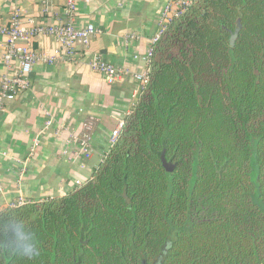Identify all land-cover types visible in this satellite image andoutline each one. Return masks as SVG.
<instances>
[{
	"label": "trees",
	"instance_id": "trees-1",
	"mask_svg": "<svg viewBox=\"0 0 264 264\" xmlns=\"http://www.w3.org/2000/svg\"><path fill=\"white\" fill-rule=\"evenodd\" d=\"M0 264H264V0L174 21L91 179L0 212Z\"/></svg>",
	"mask_w": 264,
	"mask_h": 264
},
{
	"label": "crops",
	"instance_id": "crops-1",
	"mask_svg": "<svg viewBox=\"0 0 264 264\" xmlns=\"http://www.w3.org/2000/svg\"><path fill=\"white\" fill-rule=\"evenodd\" d=\"M164 1L75 0L74 15L69 16L61 0H0V25H6L18 9L24 27L30 21L45 27L72 21L76 28L91 24L99 31L88 47L76 46L74 57L53 36L40 35L31 42L36 54L56 60L51 65L36 63L29 75V89L6 103L0 113V212L19 198L33 203L63 197L77 183L91 179L111 149V132L132 109L136 83L129 77L110 85L90 70L89 61L98 56L131 74L142 73L145 65L135 58L146 52L157 32ZM5 47L2 36L0 74L13 75L18 64L7 71ZM47 116L53 124L42 132ZM60 126L64 131L55 135ZM86 136L91 143L88 159L77 143ZM35 140L38 145L33 147Z\"/></svg>",
	"mask_w": 264,
	"mask_h": 264
},
{
	"label": "built area",
	"instance_id": "built-area-1",
	"mask_svg": "<svg viewBox=\"0 0 264 264\" xmlns=\"http://www.w3.org/2000/svg\"><path fill=\"white\" fill-rule=\"evenodd\" d=\"M66 7L67 14L73 16L75 12V0H61ZM197 0H165L158 15L157 32L150 39L149 47L146 52L136 57L139 62L145 65V69L140 74H131L127 69L116 68L111 64L103 62L98 56H92L89 61L91 71L101 75L108 84H118L131 77L136 83L133 92V101L131 108L133 109L139 96L146 88L149 81L150 62L154 46L159 42L161 37L167 31L169 26L179 19ZM28 27L21 24V12L15 9L6 25H0V37L6 38L5 53L3 55V63L8 72H12L14 63L18 64V69L13 75L0 74V113L6 103L13 101L19 94L26 92L30 87L29 75L36 63L51 65L55 62V56L38 55L30 47L31 42L40 35L53 36L59 46L70 57H74L75 48L80 45L84 48L92 42L99 34V31L91 24L82 28H76L74 22L69 21L67 24L45 27L30 21ZM131 109V111H132ZM130 111V112H131ZM130 114V113H129ZM53 119L47 116L42 132L51 128ZM124 121L118 122L116 128L111 132L109 137V145L112 148L116 143L122 129ZM88 128V127H87ZM64 131L62 126L55 129L54 134L59 135ZM74 140L73 137L70 139ZM68 141L71 142V141ZM81 154L88 159L91 154L90 138L78 140ZM38 145V141L33 142V147ZM82 184L77 183V187ZM3 188L0 184V195ZM31 204L22 198L8 205L9 209H16Z\"/></svg>",
	"mask_w": 264,
	"mask_h": 264
},
{
	"label": "water",
	"instance_id": "water-1",
	"mask_svg": "<svg viewBox=\"0 0 264 264\" xmlns=\"http://www.w3.org/2000/svg\"><path fill=\"white\" fill-rule=\"evenodd\" d=\"M239 28H240V23L238 22V23H237V29L235 30L234 33L231 34V36H230V38H229V44H230V46H233L234 41H235V39H236V37H237V34H238V31H239ZM162 164H163V167H164L167 171H170V170L172 169V166L169 165V164H167L163 158H162Z\"/></svg>",
	"mask_w": 264,
	"mask_h": 264
}]
</instances>
